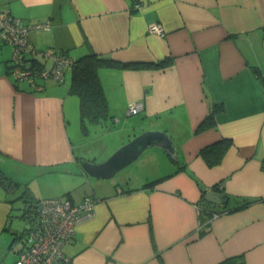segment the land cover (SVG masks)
<instances>
[{"label":"crops","instance_id":"0c3cea01","mask_svg":"<svg viewBox=\"0 0 264 264\" xmlns=\"http://www.w3.org/2000/svg\"><path fill=\"white\" fill-rule=\"evenodd\" d=\"M0 11L26 29L44 68L53 64L46 52L69 61L95 53L118 65L98 71L112 118L77 135L68 128L79 114L66 84L71 66L63 83L21 82L10 70L13 46L0 40V171L60 173L70 180L44 200H95L92 218L62 248L70 264H223L237 256L264 264V0H0ZM153 23L162 37L148 33ZM135 103L142 111L133 117ZM117 114L135 124H124L122 140L99 158L76 151L91 130L114 134L104 130ZM146 132L167 135L178 161L149 147L122 176L84 173L83 164H104ZM13 191L0 186V264H15L24 247L12 227ZM209 191L220 205L204 200ZM235 205L246 207L226 212Z\"/></svg>","mask_w":264,"mask_h":264},{"label":"built area","instance_id":"2783aa9c","mask_svg":"<svg viewBox=\"0 0 264 264\" xmlns=\"http://www.w3.org/2000/svg\"><path fill=\"white\" fill-rule=\"evenodd\" d=\"M149 34L163 36V29L156 23L148 26ZM46 28L45 26L39 27ZM27 31L12 20L8 14L0 11V40L5 45L13 46L12 76L19 81H29L34 85L35 79L52 78L63 83L65 70L72 66L66 57L53 56L51 52L42 55L50 58L53 64L44 68L42 64L34 62V47L29 44ZM31 60V61H30ZM142 111V105L133 104L128 113L133 116ZM95 200L91 197L75 203L68 197L41 200L35 208V223L30 224L25 235L26 242L20 250L15 264H70L63 255V247L74 237L77 227L89 221L93 216Z\"/></svg>","mask_w":264,"mask_h":264},{"label":"trees","instance_id":"16d2710c","mask_svg":"<svg viewBox=\"0 0 264 264\" xmlns=\"http://www.w3.org/2000/svg\"><path fill=\"white\" fill-rule=\"evenodd\" d=\"M33 60V59H31ZM30 60V61H31ZM71 61V60H70ZM72 62V70H71V83L68 87V91L70 95H76L79 101V115H80V123L82 130L86 131V125H97L100 123H104L109 118H112L110 114H108V102H106V97L104 90H102L100 78L98 77V71L101 67H110V66H118L116 63L108 60H103L100 58L98 54H88L82 56ZM253 71L257 74L258 71L253 69ZM220 109V108H219ZM218 109V110H219ZM217 113L216 109H213L206 118L207 122L212 119L213 115ZM204 123V126H206ZM210 148V147H209ZM209 149L203 150L200 152L202 156H205L208 153ZM263 170H264V160L262 162ZM153 183H149L148 186H153ZM0 186L5 188L6 190H16L19 188V183L14 181H9L4 175L0 173ZM218 189V187H215ZM31 192L27 186H25V191L20 195L19 199H22L24 202L23 208H19L20 214L19 218L26 220L29 224L33 225L35 223V208L41 201L33 200L30 197ZM229 199L225 196V201L223 205L225 206L226 200ZM247 205V204H246ZM246 205L241 207L234 206L232 209L226 208L227 213L235 212L236 210L245 208ZM28 230H25L23 235L27 234ZM17 235V234H16ZM21 237L20 235L16 238ZM26 241H23L22 244H25ZM223 264H243V260L240 256L231 258L226 260Z\"/></svg>","mask_w":264,"mask_h":264},{"label":"rangeland","instance_id":"374dc122","mask_svg":"<svg viewBox=\"0 0 264 264\" xmlns=\"http://www.w3.org/2000/svg\"><path fill=\"white\" fill-rule=\"evenodd\" d=\"M70 77V72H68L67 74V79ZM70 82L71 79H69V82L67 80V87L70 86ZM118 117H115L118 119V121L114 122L113 124L109 123L106 125L109 128L105 129V133H110V131L114 134H110V135H103V131L99 128L96 130H91L90 133L86 134V136L88 138L83 139V144H81V149L79 147H76V151H78L79 153L82 151L84 153H94V155L91 156V158H99L103 155H105L110 147L114 144V142L122 140L123 138V134L122 135H118V132H122V130L124 129V126L127 125L126 129L132 128L131 124H134V120H132V118L134 117H126L125 114H121V116H119L117 114ZM140 119L137 118L135 121H137ZM77 121H79L77 123ZM125 124V125H124ZM112 125V126H110ZM135 126V124H134ZM133 126V127H134ZM74 127L76 129L75 134L77 135H82L85 132L82 131L81 133V127H80V115L77 114L76 117V123H74L73 125L70 124L69 131L72 129L74 130ZM111 127V128H110ZM94 131V132H93ZM99 137L101 138L98 142H95L96 138ZM116 135V136H115ZM84 136V138L86 137ZM114 139H111V137H114ZM78 138V137H77ZM76 138V139H77ZM74 145H77V140H74ZM144 156V155H143ZM142 156V157H143ZM140 158H138L137 160H135V163L133 165H130L126 168H124V170L120 171L118 175L122 176L127 172H131V170L133 168L136 167L137 165V161H139ZM0 173L2 175H4L9 181H14V183L18 182L19 183V188L16 189V191H13L12 193L14 194L15 199L20 196L24 191H25V186L28 187V189L31 192L30 197L33 198V200H44L47 198H53V194H58L61 193V188L60 186L64 183V181H69L70 178L68 176H62L60 173H46L43 176H40V178H32L29 177V172L24 173V172H14L12 173V171L7 170V172L0 171ZM117 176V175H116ZM115 176V177H116ZM87 180H85L86 182ZM97 181V180H94ZM100 182V181H98ZM107 182V181H105ZM14 203H16V210L17 212L15 213V218L12 221V227L20 233L19 237V244L21 245V242L26 241L25 236L23 235L25 230L30 229V224L24 220L18 217V215L20 214V211L18 210L19 207L23 208L24 206V202L22 199H17ZM17 243V244H18Z\"/></svg>","mask_w":264,"mask_h":264},{"label":"water","instance_id":"95a60500","mask_svg":"<svg viewBox=\"0 0 264 264\" xmlns=\"http://www.w3.org/2000/svg\"><path fill=\"white\" fill-rule=\"evenodd\" d=\"M149 147L162 148L171 159L178 161L173 144L167 135L163 132H146L135 137L128 144L123 145L104 164L96 166L87 162L82 165V169L86 175L92 178L108 179L115 173H119L124 168L135 163V160L144 155ZM102 171H104V175L101 174ZM204 200L208 204H221L220 195L214 191H209Z\"/></svg>","mask_w":264,"mask_h":264}]
</instances>
